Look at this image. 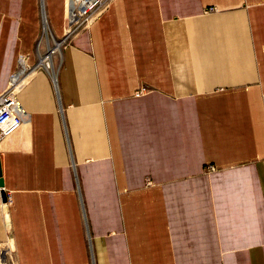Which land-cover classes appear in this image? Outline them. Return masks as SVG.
<instances>
[{
  "label": "crops",
  "instance_id": "1",
  "mask_svg": "<svg viewBox=\"0 0 264 264\" xmlns=\"http://www.w3.org/2000/svg\"><path fill=\"white\" fill-rule=\"evenodd\" d=\"M50 1L0 0V93L32 67L0 142L7 264H264V0H108L56 83Z\"/></svg>",
  "mask_w": 264,
  "mask_h": 264
},
{
  "label": "built area",
  "instance_id": "2",
  "mask_svg": "<svg viewBox=\"0 0 264 264\" xmlns=\"http://www.w3.org/2000/svg\"><path fill=\"white\" fill-rule=\"evenodd\" d=\"M107 3L108 0H87V2L82 6L81 10L75 13L74 15L75 18L69 26L68 35H66L65 28L67 22L65 20L64 34L63 37L60 38L59 40L65 43L68 40V38L72 36V34H74L78 29L88 26L91 23V21L105 9ZM42 23H43V17H42ZM41 36H42V32H41ZM41 36L39 37L37 42V51ZM46 51L47 49L45 50V52ZM53 57L50 59L52 67H50L48 63H46V66L39 65L38 64L39 60H38L35 65V68L45 69L51 75L52 81L54 82L55 68L53 65ZM31 68L32 67H30V65L27 63L26 56L19 55L18 69L10 76V80L7 88L0 93V142L10 139L23 125L24 118L21 114L17 100V92H18L17 86L23 82L22 76ZM146 91H147L146 87H141L135 91L134 95L140 96ZM7 200L8 201L11 200L10 195L6 196L5 202H7Z\"/></svg>",
  "mask_w": 264,
  "mask_h": 264
},
{
  "label": "rangeland",
  "instance_id": "3",
  "mask_svg": "<svg viewBox=\"0 0 264 264\" xmlns=\"http://www.w3.org/2000/svg\"><path fill=\"white\" fill-rule=\"evenodd\" d=\"M68 3H70V9H69V11H68V13H67V15L65 16V20H66V22H67V25H66V31L67 32H69V26H70V24H71V22L74 20V15H75V13H73V9L75 8V7H77V5H76V2L74 1V0H71L70 2H68ZM48 10H49V13H50V16H52V15H55L53 18H62V15H61V13H62V7H61V2L59 1V0H51L50 2H49V5H48ZM79 10H81V7L79 8ZM42 14V13H41ZM41 20H42V15H41ZM64 20V19H63ZM45 21H47L46 19H45ZM42 22V21H41ZM64 22V21H63ZM43 26H44V24H43ZM51 30V29H50ZM53 33V32H52ZM44 32H43V27H42V36H47V34H44ZM54 35V34H53ZM41 36V33H40V35H39V37ZM41 36V37H42ZM54 37L57 39V40H59V38L60 37H56L55 35H54ZM54 43H55V45L56 44H60L59 42H57L55 39H54ZM55 45L53 46V47H55ZM61 46V45H60ZM53 47H51L50 49H52ZM60 51H61V47L59 48V51H57V53L59 54L60 53ZM22 85V84H21ZM0 205L2 206V208L5 210V207H6V204H5V202L3 201L2 203H0ZM2 251H4L5 252V255H6V258L4 259V256H1L2 254H3V252ZM10 252H12V247H11V242H10V238L8 237V236H6V238H5V240L0 244V261H1V263L2 264H7V261H10V256H11V253Z\"/></svg>",
  "mask_w": 264,
  "mask_h": 264
},
{
  "label": "bare ground",
  "instance_id": "4",
  "mask_svg": "<svg viewBox=\"0 0 264 264\" xmlns=\"http://www.w3.org/2000/svg\"><path fill=\"white\" fill-rule=\"evenodd\" d=\"M75 2H76V5H77V7H75L72 11H73V13H76L77 11H80L79 10V8L81 7L82 8V6L87 2V0H74ZM66 3H67V0H66V2H65V15H66V10H67V6H66ZM45 19H46V17L45 16H43V24H44V26H43V32H44V34H47V36H45V40H43V43H47V45L48 46H50V42L49 41H51L52 43H53V46L55 45V43H54V39L57 41V42H59L60 44H56L55 45V47H53L52 49H50L51 48V46H50V48H49V50L47 51V52H43V53H40L39 54V61H38V64L39 65H43V66H46V63H48L49 64V66L50 67H52V64H51V62H50V59L53 57V55L54 54H57V51H59V48L61 47L60 45L61 44H63V41H60V40H57L56 38H54V36H53V34H52V32H51V30L49 29V27H48V22L47 21H45ZM47 20V19H46ZM43 34V35H44ZM69 33L68 32H66V35H68ZM44 38V36H42V39ZM41 45H42V43H41V41H40V43L38 44V49L39 48H41ZM24 70V69H23ZM23 82H24V80H23ZM23 82L22 83H20L18 86H17V89L19 90L20 88H21V84H23ZM54 82L56 83V81H55V76H54Z\"/></svg>",
  "mask_w": 264,
  "mask_h": 264
},
{
  "label": "water",
  "instance_id": "5",
  "mask_svg": "<svg viewBox=\"0 0 264 264\" xmlns=\"http://www.w3.org/2000/svg\"><path fill=\"white\" fill-rule=\"evenodd\" d=\"M0 192L2 201H6V193L4 192V182L2 178L1 165H0Z\"/></svg>",
  "mask_w": 264,
  "mask_h": 264
}]
</instances>
